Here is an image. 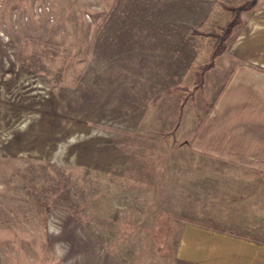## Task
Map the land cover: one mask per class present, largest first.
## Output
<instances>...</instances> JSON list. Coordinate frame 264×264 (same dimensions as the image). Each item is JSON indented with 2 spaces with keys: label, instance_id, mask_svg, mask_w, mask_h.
<instances>
[{
  "label": "rangeland",
  "instance_id": "1",
  "mask_svg": "<svg viewBox=\"0 0 264 264\" xmlns=\"http://www.w3.org/2000/svg\"><path fill=\"white\" fill-rule=\"evenodd\" d=\"M242 2L0 0V264H205L177 253L226 50L196 74Z\"/></svg>",
  "mask_w": 264,
  "mask_h": 264
},
{
  "label": "crops",
  "instance_id": "2",
  "mask_svg": "<svg viewBox=\"0 0 264 264\" xmlns=\"http://www.w3.org/2000/svg\"><path fill=\"white\" fill-rule=\"evenodd\" d=\"M255 1L221 56L220 96L190 141L205 169L190 194L205 199L190 197L189 208L204 218L184 224L178 259L264 264V0Z\"/></svg>",
  "mask_w": 264,
  "mask_h": 264
},
{
  "label": "trees",
  "instance_id": "3",
  "mask_svg": "<svg viewBox=\"0 0 264 264\" xmlns=\"http://www.w3.org/2000/svg\"><path fill=\"white\" fill-rule=\"evenodd\" d=\"M255 2V0H243L242 3L234 7H223L225 10L230 11V18L224 23L223 27L220 29V33L208 32L202 34L207 37H213L215 39V42L211 48L207 62L198 67V71L196 74L198 84H200V82L202 81V75L204 74V72L213 67V60L227 49V47L223 45V41L229 36L230 31L233 27L241 24L239 20V13L249 12L255 6Z\"/></svg>",
  "mask_w": 264,
  "mask_h": 264
}]
</instances>
